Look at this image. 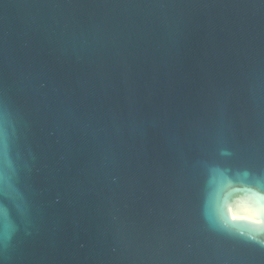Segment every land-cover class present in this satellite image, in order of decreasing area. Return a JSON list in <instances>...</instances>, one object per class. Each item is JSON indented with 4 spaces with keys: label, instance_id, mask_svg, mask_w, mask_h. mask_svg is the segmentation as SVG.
Wrapping results in <instances>:
<instances>
[{
    "label": "water",
    "instance_id": "95a60500",
    "mask_svg": "<svg viewBox=\"0 0 264 264\" xmlns=\"http://www.w3.org/2000/svg\"><path fill=\"white\" fill-rule=\"evenodd\" d=\"M261 169L264 0H0V264H264Z\"/></svg>",
    "mask_w": 264,
    "mask_h": 264
},
{
    "label": "clouds",
    "instance_id": "9594fccd",
    "mask_svg": "<svg viewBox=\"0 0 264 264\" xmlns=\"http://www.w3.org/2000/svg\"><path fill=\"white\" fill-rule=\"evenodd\" d=\"M228 212L233 220L243 219L258 225L264 224V203H261L258 195L256 198L241 199L235 205L229 206Z\"/></svg>",
    "mask_w": 264,
    "mask_h": 264
},
{
    "label": "snow or ice",
    "instance_id": "6c2138e0",
    "mask_svg": "<svg viewBox=\"0 0 264 264\" xmlns=\"http://www.w3.org/2000/svg\"><path fill=\"white\" fill-rule=\"evenodd\" d=\"M261 170H264V169H261ZM259 179H260L261 181H264V175H261V176L259 177ZM220 227H221V229H222L223 231L227 232V231H228V229H227V221H225L224 224L221 225ZM260 244H261V247L264 248V241L260 242Z\"/></svg>",
    "mask_w": 264,
    "mask_h": 264
}]
</instances>
